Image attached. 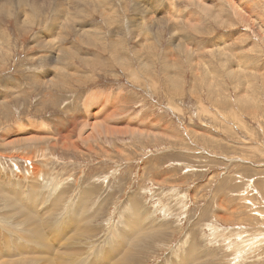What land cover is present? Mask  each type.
<instances>
[{"label":"rangeland","instance_id":"obj_1","mask_svg":"<svg viewBox=\"0 0 264 264\" xmlns=\"http://www.w3.org/2000/svg\"><path fill=\"white\" fill-rule=\"evenodd\" d=\"M235 1L0 0V264H264V0Z\"/></svg>","mask_w":264,"mask_h":264},{"label":"bare ground","instance_id":"obj_2","mask_svg":"<svg viewBox=\"0 0 264 264\" xmlns=\"http://www.w3.org/2000/svg\"><path fill=\"white\" fill-rule=\"evenodd\" d=\"M34 1H35V0H33V2H34ZM50 1H51V0H40V3H39V5H38L37 7H40V6L42 7L43 5L49 3ZM62 1H63V0H62ZM67 1H68V0H67ZM69 1H70V0H69ZM245 1H246V0H245ZM20 2H21V1H20ZM24 2H25V1H24ZM235 2L237 3L238 0L235 1ZM15 3H16V2H15ZM27 3H28V0H27ZM69 3H70V2H69ZM73 3H74V2H73ZM89 3H90V2H89ZM251 3H252V2H251ZM29 4H30V3H29ZM74 4H75V3H74ZM79 4H80V3H77L76 5H74V7H73V11H74V12L77 11V10H82V9H83V8L81 7V5H79ZM35 5H36V2H34V6H35ZM96 5H97V4H96ZM138 5H139V4H138ZM57 6H58V5H57ZM171 6H172V5H171ZM238 6H239V5H238ZM11 7H12V6H11ZM137 7H138V6H137ZM205 7H206V6H205ZM209 7H210V6H209ZM240 7H242V6H240ZM19 8H20V7H19ZM25 8H26V6H25ZM173 8H174V7H173ZM173 8H172V10H174ZM3 9H4V11H7V12H8V8H7V7H3ZM137 9H138V8H137ZM33 10H34V9H33ZM35 10H36V9H35ZM61 10H62V9H61ZM242 10H243L245 13L248 11L246 6L243 7ZM13 11H14V10H13ZM59 11H60V10H59ZM62 11H63V10H62ZM104 12H105V11H104ZM134 12H135V11H134ZM20 13H21V11H20ZM63 13H64V11H63ZM138 13H139V12H138ZM141 13H142V12H141ZM141 13H140V14H141ZM241 13H242V12H241ZM36 14H37V13H36ZM131 14H132V13H131ZM136 14H137V13H136ZM144 14H145V12H144ZM137 15H138V14H137ZM257 15H258V14H257ZM24 16H25V15H24ZM141 16H142V15H141ZM145 16H146V15H145ZM20 17H21V16H20ZM31 17H32V19H33V18H34V15H32ZM137 18H138V16H137ZM143 18H144V17H143ZM247 18H250V17L247 16ZM21 19H22V17H21ZM133 19H134V17H133ZM253 19H254V18H253ZM64 20H65V16L62 18L61 23H62ZM72 20H73V18H72ZM72 20H71V21L69 20V21L67 22V25L70 24V23L72 22ZM18 21H19V20H18ZM198 21H199V20H198ZM19 22H20V21H19ZM61 23H60V24H61ZM136 26H137V25H136ZM137 33H138V32H137ZM39 38H40V37H39ZM39 38H38V39H39ZM222 46H223V45H222ZM57 53H58V52H57ZM56 55H57V54H56ZM56 55H55V56H56ZM52 59H53V58H52ZM56 59H57V58H56ZM56 59H55V57H54V60H56ZM58 59H59V58H58ZM51 62H53V60H51ZM56 63H57V62H56ZM91 63H92V62H91ZM92 65H93V63H92ZM87 66H89V65H87ZM244 67H245V66H244ZM235 72H236V71H235ZM235 72H234V73H235ZM141 74H142V73H141ZM41 77H42V76H41ZM142 77H143V76H142ZM39 78H40V77H39ZM40 79H41V78H40ZM44 80H45V79H44ZM146 80H147V79H146ZM39 82H40V81H39ZM40 83H41V82H40ZM61 88H62V87H61ZM96 92H97V91H96ZM96 92L94 91V93H96ZM176 92H177V91H176ZM92 94H93V93H92ZM96 94H97V93H96ZM98 94H99V93H98ZM95 96H96V95H95ZM115 98H116V97H115ZM216 100H217V99H216ZM221 102H222V100H221ZM223 102H224V101H223ZM223 102H222V103H223ZM218 104H219V103H218ZM90 106H91V105H90ZM87 108H88V107H87ZM98 115H99V114H98ZM36 128H37V127H36ZM33 135H34V134H33ZM44 135H45V134H44ZM66 143H67V142H66ZM66 143H65V144H66ZM67 144H69V143H67ZM72 144H73V143H72ZM66 146L69 147L68 145H66ZM117 154H118V153H117ZM17 156H18V155H17ZM22 156H23V155H22ZM24 157H25V156H24ZM28 157H30V156H28ZM30 158H31V157H30ZM32 165H33V163H32ZM34 166H35V165H34ZM35 167H36V166H35ZM36 180H37V179H36ZM20 189H21V188H20ZM15 190H16V189H15ZM22 190H23V189H22ZM12 191H14V190H11V192H12ZM0 192H1V191H0ZM9 192H10V191H9ZM12 194H13V192H12ZM16 194H18V192H17ZM12 196H13V195H12ZM14 196H15V195H14ZM14 196H13V197H14ZM59 196H60V195H59ZM59 196H58V197H59ZM3 197H4V196H3ZM13 197H11V198H13ZM16 197H17V195H16ZM19 200H20V198H19ZM17 201H18V200H17ZM81 203H82V202H81ZM134 204H135V203H134ZM16 206H17V205H16ZM30 206H31V205H30ZM33 206H34V205H33ZM27 207H28V206H27ZM15 208H17V207H14V209H12V210H15ZM18 208H19V207H18ZM18 208H17V210H18ZM130 208H131L132 211H133V208H132V207H130ZM12 210H11V211H12ZM30 210H31V208H30ZM15 211H16V210H15ZM23 211H25V209H24ZM26 211H27V210H26ZM16 212H17V211H16ZM16 212H14V213L16 214ZM77 212H80V211H77ZM21 213H22V212H21ZM26 213H27V212H26ZM29 213H30V212H29ZM34 213H35V212H34ZM34 213H33V214H34ZM97 213H98V212H97ZM133 213H134V211H133ZM133 213H132V214H133ZM30 214H31V213H30ZM60 214H61V213H60ZM74 214H76V216L74 215L75 217H78V213H74ZM22 215H23V214H22ZM22 215H20L21 218L24 216V215H23V216H22ZM30 216H33V215H30ZM74 216H73V217H74ZM79 216H80V215H79ZM18 217H19V216H18ZM75 217H74V219H75L76 222H77L78 219H76ZM21 218H20V219H21ZM25 218H26V217H25ZM27 218H28V217H27ZM38 218L41 219L40 217H38ZM58 218H59V217H58ZM60 218H61V217H60ZM63 218H64V217H63ZM79 218H80V217H79ZM17 219H19V218H17ZM54 219H55V218H54ZM32 220H33V219H32ZM37 220H38V219H37ZM71 220H73V218H72ZM80 220H81V219H79L78 222H79ZM20 221H21V220H20ZM27 221H28V220H27ZM39 221H40V220H39ZM63 221H64V220H63ZM31 222H32V221H31ZM78 222H77V223H78ZM126 222H127V221H126ZM136 222L138 223L139 221H136ZM22 223H23V221H22ZM24 223L26 224V222H24ZM27 223H28V222H27ZM137 223H136V224H137ZM139 223H141V221H140ZM28 224H29V223H28ZM28 224H27V225H28ZM32 224H33V223H32ZM36 224H37V223H36ZM42 224H43V223H42ZM126 224H128V223H126ZM129 224H130V223H129ZM136 224H135V225H136ZM149 224H151V223H148V225H146V226H149ZM11 225H12V224H10L9 226H11ZM27 225H26V226H27ZM39 225H40V224H39ZM141 225H142V226L139 225V228H138V227H137V228L140 229V227H143V226H144L142 223H141ZM30 226H31V225H30ZM84 226H85V225H84ZM124 226H125V225H124ZM127 226H130V228H127V230H130V229H131L130 231H132V232L138 230V229L136 230V228L134 227V225H133L132 227H131V224H130V225H127ZM34 227H35V226H34ZM36 227H38V225H36ZM75 227H76V226H75ZM149 227H151V226H149ZM26 228H28V227H26ZM32 228H33V227H32ZM45 228H46V227H45ZM56 228H57V227H56ZM125 228H126V226H125ZM83 229H84V228H83ZM142 229H143V228H142ZM36 230H37V228H36ZM75 230H76V229H75ZM75 230H74V231H75ZM86 230H87V229H86ZM95 230H96V229H95ZM95 230H94V231H95ZM122 230L124 231V229H122ZM145 230H146V229H145ZM34 231H35V230H34ZM42 231H43V230H42ZM67 231H68V230H67ZM84 231H85V230H84ZM96 231H97V230H96ZM130 231H129V232H130ZM64 232H65V231H64ZM80 232H81V231H80ZM82 232H83V231H82ZM82 232H81V233H82ZM87 232H88V230H87ZM90 232L93 233V231H90ZM124 232H125V231H124ZM149 232H150V231H149ZM66 233H67V232H66ZM73 233H74V232H73ZM75 233H77V232H75ZM83 233H85V232H83ZM138 233H139V232H138ZM39 234H41V233H39ZM118 234H119V233H118ZM118 234H117V236H116L117 238H118ZM120 234H121V233H120ZM120 234H119V236H120ZM125 234H126V235H125ZM125 234L122 233L123 236H126V237H127V235H128V234H127V231H126ZM149 234H150V233H149ZM129 235H131V233H129ZM79 236H80V235H79ZM79 236H78V237H79ZM134 236H135V235H134ZM126 237H125V239H126ZM130 237H131V236H130ZM145 237H146V236H145ZM10 238H11V237H10ZM42 238H43V237H42ZM70 238H71V237H70ZM70 238H69V240H71ZM73 238H74V237H73ZM120 238H121V236H120ZM62 239H63V238H62ZM75 239H76V235H75ZM42 240H43V239H42ZM64 240H65V239H64ZM118 240H119V239H118ZM75 241H76V240H75ZM116 241H117V240H116ZM119 241H120V240H119ZM121 241H122V239H121ZM133 241H134V240H133ZM143 241H144V240H143ZM143 241H142L141 243H143ZM45 242H46V241H45ZM45 242H43V244H44ZM69 242H71V241H69ZM122 242H123V241H122ZM125 242H127V241H125ZM137 242H138V241H137ZM7 243H8V242H7ZM41 243H42V241H41ZM41 243H40V244H41ZM76 243H77V242H76ZM116 243H119V246H120V244H121V243L118 242V241H117ZM144 243H145V241H144ZM43 244H42V245H43ZM45 244L47 245V243H45ZM45 244H44V245H45ZM48 244H49V243H48ZM44 245H43V246H44ZM114 245H115V244H114ZM5 246H6V245H5ZM119 246H117V247L119 248ZM126 246H127V245H126ZM46 247H47V249H49V248H50V245H49V248H48V246H46ZM46 247H45V249H46ZM68 247H69V246H68ZM74 247H75V249H76V246H74ZM112 247H113V246H112ZM191 247H192V246H191ZM113 248L116 249V247H113ZM113 248H112V250H114ZM118 248H117V249H118ZM120 248H123V247H120ZM0 249H1V248H0ZM47 249H46V250H47ZM64 249H65V248H64ZM71 249H72V246H71ZM117 249H116V250H117ZM124 249H125V248H124ZM124 249H123V250H124ZM126 249H127V248H126ZM128 249H129V247H128ZM128 249H127V251H128ZM131 249H134V247L131 248ZM191 249H192V248H191ZM195 249H196V247H195ZM21 250H22V248H21ZM21 250H20V251H21ZM52 250H53V249H52ZM52 250H48L47 252L45 251V255H46V253H48L49 251H52ZM73 250H74V248H73ZM116 250H115V251H116ZM118 250H119V249H118ZM7 251H9V249H8ZM18 251H19V250H18ZM23 251H24V250H23ZM69 251H70V249H69ZM120 251H121V250H120ZM127 251H126V252H127ZM129 251H130V250H129ZM194 251H195V250H194ZM194 251L192 250L191 253H193ZM5 252H6V251H5ZM65 252H66V251H65ZM74 252H75V251H74ZM107 252H108V250L106 251V253H107ZM123 252H124V251H123ZM2 253H3V252H2ZM50 253H51V252H50ZM78 253H79V252H78ZM80 253H81V252H80ZM111 253H113V252H111ZM116 253H117V252H116ZM127 253H129V252H127ZM186 253H190V252H187V251H186ZM186 253H185V254H186ZM191 253H190V254H191ZM7 254H8V253H7ZM9 254H10V253H9ZM34 254H35V253H34ZM52 254H53V251H52ZM117 254H118V253H117ZM119 254H120V253H119ZM119 254H118V255H119ZM121 254H122V253H121ZM124 254H125V253H124ZM194 254H195V252H194ZM12 255H13V254H12ZM32 255H33V254H32ZM39 255H40V254H39ZM54 255H55V254H54ZM112 255H113V254H112ZM122 255H123V254H122ZM37 256H38V255H37ZM57 256H58V255H57ZM186 256H187V255H186ZM40 257L43 258V254H42V256H40ZM40 257L38 258L39 260H40ZM46 257H47V256H46ZM74 257H75V256H74ZM117 257H118V256H117ZM177 257H179V256L177 255ZM187 257H188V256H187ZM187 257H186V259H187ZM36 258H37V257H36ZM48 258H49V256H48ZM51 258L53 259L52 256H51ZM108 258H109V257H108ZM119 258H120V257H119ZM119 258L117 259L118 261L120 260ZM191 258H192V256H191ZM33 259H34V257H33ZM38 259H37L36 262H37V263H38V262L40 263L41 261H38ZM44 259H46V258H43V260L41 259L42 262H43V261H46V260H44ZM113 259H114V258H113ZM115 259H116V257H115ZM176 259H177V258H176ZM179 259H180V258H179ZM186 259H185V260H186ZM192 259H193V258H192ZM65 260H66V259H65ZM65 260H64V261H65ZM183 260H184V258H183ZM185 260H184V261H185ZM196 260H197V259H196ZM30 261H31V260H30ZM33 261L35 262V260H33ZM50 261H51V260H50ZM50 261H49V262H50ZM94 261H95V260H94ZM102 261H104V260H101V262H102ZM111 261H112V263H115L113 260H111ZM118 261H117L116 263H118ZM178 261H179V260H178ZM42 262H41V263H42ZM49 262L47 261V263H49ZM66 262H67V261H66ZM107 262H108V261H107ZM180 262H181V261H180ZM37 263H36V264H37ZM39 263H38V264H39ZM43 263L46 264V262H43ZM67 263H68V262H67ZM79 263H80V262H79ZM92 263H93V262H92ZM94 263H95V262H94ZM9 264H10V263H9ZM29 264H30V263H29ZM31 264H32V263H31ZM49 264H52V263H49ZM59 264H60V263H59ZM61 264H62V263H61ZM64 264H65V262H64ZM86 264H87V263H86ZM97 264H99V263H97ZM102 264H103V262H102ZM188 264H189V263H188ZM190 264H191V263H190Z\"/></svg>","mask_w":264,"mask_h":264}]
</instances>
